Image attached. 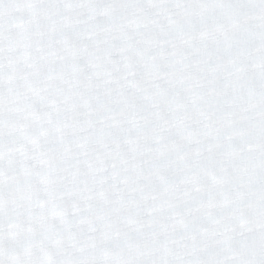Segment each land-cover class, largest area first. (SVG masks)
<instances>
[{
    "label": "snow or ice",
    "instance_id": "1",
    "mask_svg": "<svg viewBox=\"0 0 264 264\" xmlns=\"http://www.w3.org/2000/svg\"><path fill=\"white\" fill-rule=\"evenodd\" d=\"M0 264H264V0H0Z\"/></svg>",
    "mask_w": 264,
    "mask_h": 264
}]
</instances>
